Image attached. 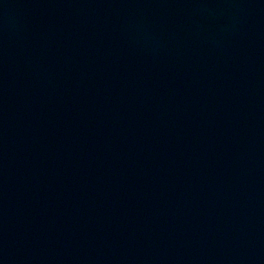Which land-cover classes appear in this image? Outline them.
Wrapping results in <instances>:
<instances>
[{
	"label": "water",
	"instance_id": "1",
	"mask_svg": "<svg viewBox=\"0 0 264 264\" xmlns=\"http://www.w3.org/2000/svg\"><path fill=\"white\" fill-rule=\"evenodd\" d=\"M0 264H264V0H0Z\"/></svg>",
	"mask_w": 264,
	"mask_h": 264
}]
</instances>
